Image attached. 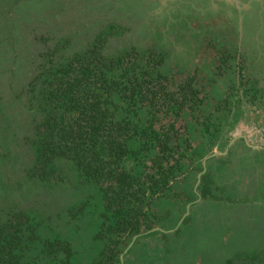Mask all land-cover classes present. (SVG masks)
I'll list each match as a JSON object with an SVG mask.
<instances>
[{
  "label": "trees",
  "instance_id": "trees-1",
  "mask_svg": "<svg viewBox=\"0 0 264 264\" xmlns=\"http://www.w3.org/2000/svg\"><path fill=\"white\" fill-rule=\"evenodd\" d=\"M245 6L0 0V264L264 255V0ZM242 123L263 148L214 156Z\"/></svg>",
  "mask_w": 264,
  "mask_h": 264
},
{
  "label": "rangeland",
  "instance_id": "rangeland-1",
  "mask_svg": "<svg viewBox=\"0 0 264 264\" xmlns=\"http://www.w3.org/2000/svg\"><path fill=\"white\" fill-rule=\"evenodd\" d=\"M234 3L237 6L240 19L243 18L244 12H247V10H240L239 8L241 6V8L247 9V7L245 5L250 3V0H234ZM241 22L244 23L243 21H241ZM254 123L257 124V122H254ZM259 123H261V120L259 121ZM255 124H253L252 126L254 127ZM249 127H248V125L246 126L245 123H242V124L238 125L237 130L235 131V133H233V136H232V137H234V139L230 142V144L228 145V147H227V149L225 151V152H227V154L229 153L230 146H232L233 143L236 141V137L238 138V137H247V136L252 137V136H254V139H252V141H254V143L256 145H260V146H256V148H263V147H261V144H260V142H261V139H260V136H259L260 134L258 135V132L255 131V130H252V132H249V130H248ZM215 153H220V155H217V156L225 155L223 152H220V151H215ZM51 193L55 194V192H51ZM52 196H53L52 201H54L57 205L59 204L61 198L63 197V196H59V195H56V194L52 195ZM234 264H264V255L258 256L254 260H250V259H247V258L245 259L244 257H237L234 260Z\"/></svg>",
  "mask_w": 264,
  "mask_h": 264
},
{
  "label": "water",
  "instance_id": "water-1",
  "mask_svg": "<svg viewBox=\"0 0 264 264\" xmlns=\"http://www.w3.org/2000/svg\"><path fill=\"white\" fill-rule=\"evenodd\" d=\"M224 154L226 155L227 152H225ZM217 155H220V153H215V154H214V156H217ZM211 157H212V156L207 157L206 160H208V159L211 158ZM206 160H205V161H206Z\"/></svg>",
  "mask_w": 264,
  "mask_h": 264
}]
</instances>
